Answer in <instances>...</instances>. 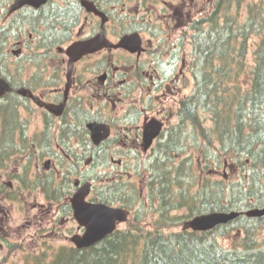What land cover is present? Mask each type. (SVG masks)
I'll return each mask as SVG.
<instances>
[{"label": "flooded vegetation", "instance_id": "obj_1", "mask_svg": "<svg viewBox=\"0 0 264 264\" xmlns=\"http://www.w3.org/2000/svg\"><path fill=\"white\" fill-rule=\"evenodd\" d=\"M222 2L0 0V111L8 108L0 118V264L5 251L48 235L71 243L28 251L26 264L87 250L73 242L86 231L72 201L78 191L88 203L130 211L107 237L129 227L145 196L154 206L169 100L192 65L185 42L194 45ZM130 35L134 43H122Z\"/></svg>", "mask_w": 264, "mask_h": 264}, {"label": "trees", "instance_id": "obj_2", "mask_svg": "<svg viewBox=\"0 0 264 264\" xmlns=\"http://www.w3.org/2000/svg\"><path fill=\"white\" fill-rule=\"evenodd\" d=\"M242 2L223 0L221 14L210 16L206 30L195 37V89L182 100L179 121L168 129L154 159L157 218L148 227L137 212L120 233L87 250L59 252L46 264H264V216L242 214L218 226L227 234L236 230L230 247L212 236L215 229H171L182 220L171 211L184 206L195 216L197 210L245 211L264 205V4H249L240 21L232 5L238 9ZM254 34L260 41L244 87L240 79ZM6 114L4 107L0 118ZM220 169L219 179L207 173ZM200 183L202 189L193 192Z\"/></svg>", "mask_w": 264, "mask_h": 264}, {"label": "rangeland", "instance_id": "obj_3", "mask_svg": "<svg viewBox=\"0 0 264 264\" xmlns=\"http://www.w3.org/2000/svg\"><path fill=\"white\" fill-rule=\"evenodd\" d=\"M253 3H259L260 5L263 6L264 4V0H243L242 4L240 7H238L237 9V5H232V11L234 12H238V16H239V20L240 21H244L247 13H248V9H249V4H253ZM262 37V35H261ZM260 41V35H256L254 34L249 40H248V50H247V54H246V70L242 73L241 76V84L244 87H247L249 85L250 82V78H251V73H250V68L253 65V63L255 62V53L254 50L257 46V44ZM192 46L190 42H185V46H184V50L186 51L187 54V60L189 62L188 66L190 67L191 62L193 61V51H192ZM188 77L186 78L184 85L180 86L179 92L178 94H176L175 97L171 96V99L169 100L172 104L171 106V111H172V117L167 120V127L168 129L170 128V126L175 123L177 121V110L180 106V100H183L184 98L188 97L191 95V93L194 91L195 89V77H193L192 74V70L191 68H189V74H187ZM161 99V98H160ZM160 102V100H159ZM159 110V108H158ZM155 114V113H154ZM208 123H211L210 120H208ZM160 141L164 140V137L159 139ZM190 144L187 145V151L190 150ZM186 154V153H185ZM184 154V155H185ZM183 155H181L179 158H181ZM178 158V159H179ZM178 162V160H177ZM32 168V167H31ZM220 172L214 173L213 171L207 172L210 177L212 179H219L221 177H223V170L220 169ZM196 172L198 174H203V172L201 173V170L199 168H196ZM204 175V174H203ZM231 178H238V175L236 174V176L233 177V174L230 175ZM203 187L200 183V185H193L192 186V191L193 192H198L199 190H201ZM156 195V194H155ZM144 198V197H143ZM147 197L145 196V200L140 202V204L137 206L140 207L138 209H140L141 213L143 214V224L150 227L152 222L154 221L155 218H157L158 216V206L160 203V198L156 197L154 198V206H151L150 201H147L146 199ZM263 207V206H262ZM255 208V207H254ZM251 209V208H250ZM246 210V209H245ZM232 211H238L241 212L242 210H232ZM199 212L198 210L195 212V216L196 213ZM200 213H207L205 210L201 211ZM200 213H197V215H199ZM171 215H174V217H177V215H180L182 217V220L178 221V223L173 226L171 229L172 230H182V229H187L190 228L188 226V223L191 219H193L195 216L191 215L189 210L187 209V207H182L179 209H175L171 211ZM145 216V217H144ZM122 228L125 227V225L121 226ZM217 227H215L213 230L215 232L212 233V236L215 235L216 239L219 240L221 243H223L224 245H226L227 247H230L232 245V238L236 233V230H233L232 233H225L222 229L216 230ZM262 235L264 236V230L262 231ZM50 243H54L55 246H62V245H70L71 241L70 240H65V239H61L58 236L54 235L52 237H49V235L41 240L40 244H34L31 245L30 249H25V250H19V251H15V253H3V263L2 264H26V255L28 251H31L32 253L38 252L41 249H45L47 248L46 245L50 244ZM46 244V245H45Z\"/></svg>", "mask_w": 264, "mask_h": 264}, {"label": "water", "instance_id": "obj_4", "mask_svg": "<svg viewBox=\"0 0 264 264\" xmlns=\"http://www.w3.org/2000/svg\"><path fill=\"white\" fill-rule=\"evenodd\" d=\"M132 35L124 38L122 43H134ZM78 47H76V50ZM7 84L0 82V95L5 92ZM161 124H154V138L161 130ZM153 129V127L149 128ZM149 144V143H148ZM85 192L81 190L72 199L76 209L78 220L86 227L82 236H77L73 240L78 248L91 247L103 240L108 234L112 233L118 222L127 221L129 210L121 207H113L104 203H88L85 201ZM248 216H264V207L254 208L244 212ZM241 215L238 211H213L195 216L188 223L193 230H209L217 225L225 224Z\"/></svg>", "mask_w": 264, "mask_h": 264}]
</instances>
